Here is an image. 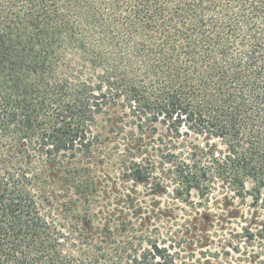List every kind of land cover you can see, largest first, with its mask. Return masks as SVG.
Wrapping results in <instances>:
<instances>
[{"label":"trees","instance_id":"16d2710c","mask_svg":"<svg viewBox=\"0 0 264 264\" xmlns=\"http://www.w3.org/2000/svg\"><path fill=\"white\" fill-rule=\"evenodd\" d=\"M118 109L140 138L159 124L187 147L189 192L264 209V0H0V264H129L49 189L53 166L119 133L99 124ZM149 253L132 262L176 264Z\"/></svg>","mask_w":264,"mask_h":264},{"label":"rangeland","instance_id":"374dc122","mask_svg":"<svg viewBox=\"0 0 264 264\" xmlns=\"http://www.w3.org/2000/svg\"><path fill=\"white\" fill-rule=\"evenodd\" d=\"M122 115L118 109L111 112L113 122L99 119L100 126L119 133L91 158L48 171L54 175L49 189L56 203L72 204L81 218L92 219L95 228L88 234L106 250L118 255L128 249L129 264L155 244L166 248L176 264H264V240L248 241L244 230L256 232L264 209L251 207V199L233 198L221 186L206 197L195 189L189 192L176 167L178 157L187 156V147L172 143L159 124L157 134L148 130L140 138ZM195 143L206 144L201 138ZM140 144L143 149L136 151ZM138 164L145 180L132 176Z\"/></svg>","mask_w":264,"mask_h":264}]
</instances>
